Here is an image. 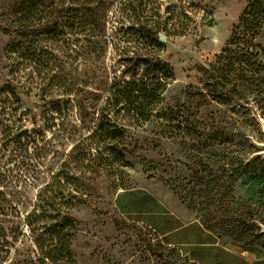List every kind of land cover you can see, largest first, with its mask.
I'll use <instances>...</instances> for the list:
<instances>
[{
    "label": "rangeland",
    "instance_id": "obj_1",
    "mask_svg": "<svg viewBox=\"0 0 264 264\" xmlns=\"http://www.w3.org/2000/svg\"><path fill=\"white\" fill-rule=\"evenodd\" d=\"M249 3L0 0V264H176L115 208L137 187L224 243L264 248V10L250 37L238 21ZM12 5L56 29L5 34L25 25ZM145 58L171 80L136 125L110 88L155 74Z\"/></svg>",
    "mask_w": 264,
    "mask_h": 264
},
{
    "label": "crops",
    "instance_id": "obj_2",
    "mask_svg": "<svg viewBox=\"0 0 264 264\" xmlns=\"http://www.w3.org/2000/svg\"><path fill=\"white\" fill-rule=\"evenodd\" d=\"M115 208L127 220L145 227L173 254L176 264H264V248L243 249L222 242L177 202L152 187L121 190Z\"/></svg>",
    "mask_w": 264,
    "mask_h": 264
},
{
    "label": "trees",
    "instance_id": "obj_3",
    "mask_svg": "<svg viewBox=\"0 0 264 264\" xmlns=\"http://www.w3.org/2000/svg\"><path fill=\"white\" fill-rule=\"evenodd\" d=\"M9 9L11 10L9 13L11 16L19 15V17H22L23 15L21 19L25 25L21 26V24H18L16 26L13 25L12 28L3 29L5 34L13 33L20 36L29 34L42 35L52 33V31L56 29V18L54 20L55 22H50L47 24L44 22L42 23L44 20L42 13L33 16L30 14V10H20V8H16L15 5L9 6ZM258 9L264 10V0H250L249 5L238 18L239 25L242 26L244 30L247 29V34L250 35V37L255 35L256 30L260 26V18L256 17V10ZM21 11H23L22 14H20ZM58 13L57 18L59 16ZM18 20L20 21L19 18ZM35 21H37V23H35ZM238 38L239 36L233 32L228 44H232L234 39L238 40ZM247 42H250V40H247ZM157 45L160 46V44ZM226 51L227 48L223 49L221 54H224ZM248 58V53H244L233 58V64L238 63V73H245L247 71ZM138 64L142 67L144 73L155 74L152 76L147 75L144 78H133L128 82L120 81L113 84V86L110 88L111 95L122 97V100L124 101V109L128 111L130 117L133 119V123L136 125H140L141 123L148 121V119L151 117V113L159 104L160 98L169 84V81L171 80V74L167 66L164 64L160 65L156 59L145 58L140 60ZM217 76L219 78V84L224 87L226 78L223 77L222 74ZM218 91V85L213 84L210 92L212 94H217ZM117 135L118 137H121L122 134L118 132ZM64 252L68 257H70L67 247L64 248Z\"/></svg>",
    "mask_w": 264,
    "mask_h": 264
},
{
    "label": "water",
    "instance_id": "obj_4",
    "mask_svg": "<svg viewBox=\"0 0 264 264\" xmlns=\"http://www.w3.org/2000/svg\"><path fill=\"white\" fill-rule=\"evenodd\" d=\"M159 40H160V42H163L164 38L162 36H159Z\"/></svg>",
    "mask_w": 264,
    "mask_h": 264
}]
</instances>
